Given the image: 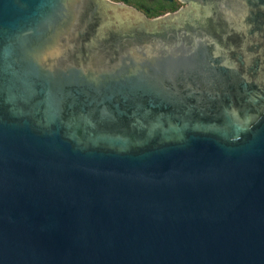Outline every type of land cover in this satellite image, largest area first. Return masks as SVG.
Returning <instances> with one entry per match:
<instances>
[{"label":"water","instance_id":"1","mask_svg":"<svg viewBox=\"0 0 264 264\" xmlns=\"http://www.w3.org/2000/svg\"><path fill=\"white\" fill-rule=\"evenodd\" d=\"M0 0V264H264V0Z\"/></svg>","mask_w":264,"mask_h":264},{"label":"trees","instance_id":"2","mask_svg":"<svg viewBox=\"0 0 264 264\" xmlns=\"http://www.w3.org/2000/svg\"><path fill=\"white\" fill-rule=\"evenodd\" d=\"M112 1L121 2L128 6H133L140 11H147L148 9L151 8L150 5L151 0H112ZM159 1L161 3V6H159L160 8L159 11H155L153 13L146 12L149 18L156 17L166 12H174L177 10V8L181 6L178 2H176L174 5H171L168 0H159Z\"/></svg>","mask_w":264,"mask_h":264},{"label":"flooded vegetation","instance_id":"3","mask_svg":"<svg viewBox=\"0 0 264 264\" xmlns=\"http://www.w3.org/2000/svg\"><path fill=\"white\" fill-rule=\"evenodd\" d=\"M108 1L111 2L112 4H117V5L125 6V7H128V8H130V9L134 10V11H135L137 14H139L141 17H142V16L145 17V19H146L147 21H149V22H153V21H157V20H160V19L166 18V17L169 16V15H176V14H178L181 10H183V9H185V8H187V7L189 6L188 2L182 4V3L180 2V0H168L169 3H170L171 5H174L176 2H178L181 6H180L179 8H177V10L174 11V12H166V13H163V14L158 15V16H156V17L149 18V17L147 16V13H146V12L153 13V12H155V11H159V10H160L159 6H161V3H160L159 0H151V1H150L151 8L148 9L147 11H140V10L136 9L135 7H133V6H128V5H126V4H124V3H121V2H114V1H112V0H108ZM183 7H184V8H183Z\"/></svg>","mask_w":264,"mask_h":264},{"label":"rangeland","instance_id":"4","mask_svg":"<svg viewBox=\"0 0 264 264\" xmlns=\"http://www.w3.org/2000/svg\"><path fill=\"white\" fill-rule=\"evenodd\" d=\"M111 7H112V9L116 10V13H118V15L122 16V18H124V19H127V18L131 19L133 16L141 17L134 10H132L128 7H125V6L113 4V5H111Z\"/></svg>","mask_w":264,"mask_h":264}]
</instances>
